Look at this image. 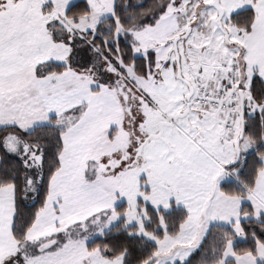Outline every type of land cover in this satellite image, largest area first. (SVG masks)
Masks as SVG:
<instances>
[{
    "label": "snow or ice",
    "instance_id": "obj_1",
    "mask_svg": "<svg viewBox=\"0 0 264 264\" xmlns=\"http://www.w3.org/2000/svg\"><path fill=\"white\" fill-rule=\"evenodd\" d=\"M0 264H264V0H0Z\"/></svg>",
    "mask_w": 264,
    "mask_h": 264
}]
</instances>
